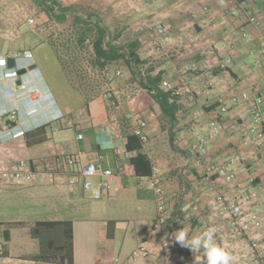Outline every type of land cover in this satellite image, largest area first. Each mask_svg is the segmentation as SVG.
I'll use <instances>...</instances> for the list:
<instances>
[{
  "label": "crops",
  "instance_id": "0c3cea01",
  "mask_svg": "<svg viewBox=\"0 0 264 264\" xmlns=\"http://www.w3.org/2000/svg\"><path fill=\"white\" fill-rule=\"evenodd\" d=\"M66 1L62 3L69 5V0ZM247 4L264 24V0H247ZM96 5L107 15L118 9L122 16L120 23L130 37L128 41H138L141 51L147 49L148 56L162 55L155 48L156 25L162 23L168 27L173 41L163 51L166 54L163 61L153 65L158 68L156 73L165 71L167 88L182 85L181 80L194 76L193 71L183 69L185 64L192 63L202 70L209 69L215 87L205 91L204 78L198 80L194 99L185 98L178 113L174 145H171L169 135L160 129V109L148 91L141 88L135 92L130 83L120 81L122 78L117 80L110 99L104 96V91L100 95L97 91L94 94L82 91L84 77L79 73L73 76L74 72L65 69V82L76 83L74 106L65 104L56 95L53 82L39 64V70L28 73L19 84L20 78L6 69L2 57L29 48L13 49L7 41L13 32L1 30L0 112L16 110L18 120L1 135L0 167L21 159L29 161L36 172L31 184L47 191L55 206L60 205L62 210L70 208V212L48 221L70 222L72 239L69 251L53 248L52 258L44 260L37 258L40 242L29 228L30 237L38 241V246L15 256L0 239L3 247L0 264H126L141 243L154 251L138 264H204L203 249L192 252L176 242L173 234L182 228L191 238L207 227L216 228L218 244L228 247L233 264H251L250 257L238 258L243 246L241 237L231 228L229 214L221 209L217 197L221 195L231 201L257 193L258 197L243 204V208L246 213L256 212L261 216L262 227L254 230L252 237L264 246V145L250 131L249 107L243 102H228V112L220 115L217 97L242 91L264 94V55L257 51L260 26L248 23L244 16H231L236 7L234 0H97ZM243 30L251 34L252 40L244 38ZM227 56L233 59L230 69L215 73L220 60ZM74 59L70 62H81ZM33 61L38 63L35 57ZM68 62L61 60L64 64ZM150 63L154 62L149 61L146 66ZM79 97H83L82 102ZM131 112L149 121V138L142 150L152 164L160 165L167 191L161 233L153 227L159 217L158 202L148 185V176H136L131 157L125 154L126 135L132 132L127 119ZM214 118L222 121L224 131L208 143V155L203 165L197 167L192 162L191 137L194 133L206 134ZM44 125L30 136L28 146L25 133ZM79 134L83 137L78 138ZM68 154L78 155V161L68 165ZM235 156L241 158L236 164L239 175L235 181L227 182L213 173L212 165ZM88 162L111 168L114 173L107 193L100 200H90L82 188L78 172L81 163ZM73 177L78 183L71 186L69 180ZM3 182L6 181L0 180V187ZM194 200H198L197 206L192 204ZM92 201L98 203L91 204ZM54 226L50 236L59 242L67 225ZM4 237L9 239L10 234L5 232ZM163 237L170 238L171 245L162 251L159 243ZM259 264H264V259Z\"/></svg>",
  "mask_w": 264,
  "mask_h": 264
},
{
  "label": "built area",
  "instance_id": "2783aa9c",
  "mask_svg": "<svg viewBox=\"0 0 264 264\" xmlns=\"http://www.w3.org/2000/svg\"><path fill=\"white\" fill-rule=\"evenodd\" d=\"M236 2V7L232 10L231 16L233 17H245L248 23L260 26V32L257 38L259 49L258 53L264 54V24L261 18L254 12H251L247 7V0H234ZM204 10L207 11L208 7L205 6ZM28 23L33 25L35 23V17H29L27 19ZM156 36L155 42L157 44V49L171 45L173 37L170 34L168 27L165 24L158 23L156 25ZM242 35L247 41L252 40L251 34L246 30L242 31ZM14 57L16 60H34V54L31 49L19 51H11L5 57ZM232 64V57L227 56L220 60L219 66L222 69H227ZM183 69L185 71H193L194 76L184 79L183 86L180 89L181 94L187 96V98L194 99L195 90L197 88L198 80L203 79L202 87L205 91L210 92L212 88L215 87V79L209 73V69L202 70L199 65L185 64ZM123 77V71L114 66L112 68L106 69L104 71V81L105 85L103 88L104 96L106 98H112L114 96V85L117 80ZM167 84V82H165ZM217 102L219 103V113L224 115L228 112L229 105L228 102L232 104L243 102L245 103L252 115V126L250 131L254 134L256 141L264 145V94L262 92L251 95L247 91H242L240 93H234L233 95L218 96ZM197 116V113H195ZM127 119L130 121L133 133L140 138V140L145 143L148 136L149 121L147 118L139 116L136 112H131L127 115ZM18 120V114L16 110H5L0 112V139L1 135L12 128V121L16 122ZM194 130V128H192ZM224 131V126L219 118H214L209 123V129L206 134L194 133L191 137L190 147L194 155L193 164L197 167L203 165V160L208 155V143L214 140L217 136L222 134ZM82 134L78 135V138H82ZM125 154L127 157H132L134 154L125 149ZM79 157L75 154H68L66 156V163L68 165H73L78 161ZM241 158L239 156L232 157L221 163H217L211 166L213 173L217 174L220 178L227 182L235 181L238 178L239 170L236 168V164L240 162ZM81 177V184L83 190L87 193V197L90 200H100L102 199L110 185V180L114 173L111 168H105L103 166H98L96 162L81 163L79 172ZM36 172L31 166L29 161L21 159L15 161V163L10 166L0 167V180L3 181H16V182H27L33 183L35 181ZM98 178L94 181V178ZM78 183L77 178L73 177L69 180V184L74 186ZM148 185L154 191L157 202H158V214L159 217L154 222V229L161 233L163 214L166 209L167 204V191L166 187L162 182V171L160 165L157 163L152 164L151 174L148 176ZM258 197L256 192L247 194L245 197L239 200H226L223 196L219 195L217 197V202L220 204L221 209L227 212L230 217V226L236 235L241 237L242 241V251H240L238 258H251V264H259L262 259H264V246L256 239H254L253 231L262 227V218L256 212L246 213L243 204L249 201L255 200ZM198 200L193 201V205L197 206ZM247 238V239H246ZM215 240L218 243L217 237L215 235ZM160 249L167 250L171 245V240L168 237L161 238L159 243ZM228 251L226 245H222ZM3 247L0 244V253H2ZM153 249L146 243H141L127 259L126 264H138L149 258L153 254ZM118 259H116L117 261ZM234 260L232 259L231 264ZM161 264H167L162 262Z\"/></svg>",
  "mask_w": 264,
  "mask_h": 264
},
{
  "label": "rangeland",
  "instance_id": "374dc122",
  "mask_svg": "<svg viewBox=\"0 0 264 264\" xmlns=\"http://www.w3.org/2000/svg\"><path fill=\"white\" fill-rule=\"evenodd\" d=\"M60 1L67 2L66 0ZM96 3L97 0H69V5L79 10L78 12L83 15L84 19L87 13H95L100 25L109 27L110 38L112 39L113 37L115 39H112L113 41L117 43L127 42L130 37H128L123 25L120 23L122 16L118 14L119 10L113 9L107 15L105 11L99 10V5L97 6ZM29 17H35L33 25L28 23L27 19ZM82 27H85L84 23L76 24L72 22L71 18L64 22L49 20L48 17L41 13L40 8L33 0H0V31L7 29L9 32H13L11 33V39L7 37V41L10 43L9 46L13 49H25L31 46L41 71L45 72L53 82L56 95L69 106L76 105L77 100L73 91L76 83L69 80L65 82L66 76L63 72L65 69L68 73L74 72L73 76L79 73V76L82 75L84 77L82 91L90 94H94L97 91L96 94L99 93L100 95L101 93L103 94L105 85L104 72H102L100 67L95 66L94 63L92 41L95 33L89 32V35L81 42L79 37H83ZM116 35L118 36L116 37ZM69 43L71 44L70 50L67 48ZM50 44H53L59 50L60 60L69 62L61 63ZM165 49L167 48L162 47L160 49L159 52H162L160 56H148L146 54L148 52L147 49L143 52L140 51V55L143 59H147L148 63L149 61L154 62L153 64L150 63V66H153L157 62L163 61L166 55L163 52ZM74 58L81 62L71 63V60L76 61ZM156 69L158 68L156 67ZM97 72L100 73L96 74ZM124 73L120 81L130 83L133 91H139L141 87L138 81L131 80L127 74L128 72ZM79 99L82 102L83 97H79ZM48 196L47 191H43V188L39 185L11 180L2 183L0 187V239L6 243L11 255L17 256L23 250L26 252L34 246H38V241L32 239L29 234V228L36 221L51 220V218L61 216L62 213L71 211L67 207L62 210L59 207L60 205L55 206V202H51ZM90 203L96 204L98 201ZM13 222L28 224L25 227L21 224L12 225ZM5 232L10 234L9 239L4 237Z\"/></svg>",
  "mask_w": 264,
  "mask_h": 264
},
{
  "label": "trees",
  "instance_id": "16d2710c",
  "mask_svg": "<svg viewBox=\"0 0 264 264\" xmlns=\"http://www.w3.org/2000/svg\"><path fill=\"white\" fill-rule=\"evenodd\" d=\"M35 4L40 8L41 13L48 17L49 20H55L56 22H64L71 18L72 22L84 23L83 37H79V40L83 42L89 32H94L95 37L92 41V52L94 56L95 66L100 67L101 70L105 71L109 67L117 66L124 72H128L129 77L138 81L141 88L148 91L151 98L158 105L160 109V114L158 115V121L160 123V129L166 132L170 138V144L174 145L173 137L175 134L176 125L179 121L178 113L183 106V101L187 96L181 94L180 89L183 85L179 84L174 88H167L164 84L165 71L155 72V68L151 65L147 67V59H143L140 55L141 47L138 41H127L125 43H117L110 38V33L107 27L100 25L99 21L96 19V14L93 12L87 13L84 19L82 14L78 12L72 5H65L60 0H33ZM118 35H116L117 37ZM245 38V37H244ZM115 40V39H114ZM59 61L60 54L59 50L50 44ZM70 43L67 48L70 50ZM157 44H155V48ZM70 47V48H69ZM33 49L31 46L27 47ZM28 49V50H29ZM259 49V45H258ZM22 50V49H21ZM258 51V50H257ZM260 54V53H259ZM264 55V54H263ZM233 60V59H232ZM215 73L224 71L219 64L217 65ZM230 66L225 69L229 70ZM184 80V79H183ZM181 80L180 83H183ZM180 86V87H179ZM219 105V103H218ZM14 123L13 121L11 122ZM44 126L38 127L31 131L25 133L26 144L29 145L30 136L34 132L41 131ZM126 150L133 152L134 155L131 157V167L136 176H149L151 174L152 163L151 159L146 153L143 152V142L138 136H136L133 131L126 135ZM27 225L24 222H13L12 225ZM67 225V230H64L63 235H61V241L56 242L50 236L51 228L54 225ZM31 235L39 239L40 242V253L37 258L44 260L51 259V249H59L62 252L69 251L71 247V223L68 221H48L41 220L36 221L31 226ZM60 233V232H59ZM198 255V254H197ZM204 255H202L203 257ZM204 258V257H203Z\"/></svg>",
  "mask_w": 264,
  "mask_h": 264
},
{
  "label": "clouds",
  "instance_id": "9594fccd",
  "mask_svg": "<svg viewBox=\"0 0 264 264\" xmlns=\"http://www.w3.org/2000/svg\"><path fill=\"white\" fill-rule=\"evenodd\" d=\"M216 231L215 227H207L198 235L189 238L187 232L180 228L173 235L176 242L190 248L192 252L203 249L204 264H231L230 252L215 240Z\"/></svg>",
  "mask_w": 264,
  "mask_h": 264
},
{
  "label": "water",
  "instance_id": "95a60500",
  "mask_svg": "<svg viewBox=\"0 0 264 264\" xmlns=\"http://www.w3.org/2000/svg\"><path fill=\"white\" fill-rule=\"evenodd\" d=\"M2 61L7 70L12 72L15 76L19 77V84L22 82V78L30 72L39 70L38 63L33 61L28 64H22L19 60H16L14 57L8 56L2 58Z\"/></svg>",
  "mask_w": 264,
  "mask_h": 264
}]
</instances>
